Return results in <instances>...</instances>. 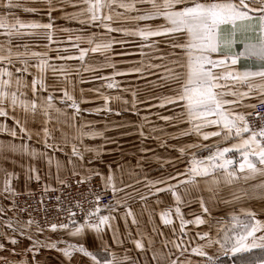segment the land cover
<instances>
[{"label":"snow or ice","instance_id":"6c2138e0","mask_svg":"<svg viewBox=\"0 0 264 264\" xmlns=\"http://www.w3.org/2000/svg\"><path fill=\"white\" fill-rule=\"evenodd\" d=\"M48 2L49 20H52V12L57 11V7ZM63 2V0H61ZM117 0H83L85 8L75 13H65V18L77 20L81 25L99 26L111 31H123L126 35H139L142 40H148L150 37H167L169 47L173 50L160 59H167L164 64H150L148 67L163 68L166 75L162 77L165 84H175L170 95L162 97L160 107L166 104L174 105L180 109L176 116H162L161 119L178 124H187L188 127L181 129L177 135L170 136L171 139H178L183 136L195 134L201 139V142L186 143L177 147L180 157L176 162L186 163L183 172L177 171L175 175H162L157 179H149L147 175L142 178H136L137 174L130 172L129 176L134 178V183L125 184L121 178L119 183L123 187H117L116 175L112 164H107L108 174L105 175L93 165L97 162L104 163L101 159L100 148H94L84 143L86 139H95L101 134L95 131L87 130V123L77 125L76 119L81 109L72 95L66 90L63 93L68 105L73 109L69 115L66 110L57 108L54 103L52 93L47 97H38L37 99H23L25 87L24 78L15 79L16 90L9 91L12 86L13 73L7 67H0V117L5 120L11 119L15 127H9L7 123H0V133H5L13 140L26 136L27 140L33 139V136L41 137L45 149H51L53 153L63 152L67 156V164L71 165L70 177L75 178L77 185L87 183L94 176H99L103 185L104 192L111 190L112 201L108 204H101L102 196L99 193H93L89 189V195L94 196V200L89 199L87 203L91 206L85 209L81 201L75 202V208L79 209L82 216V222L77 220V212L72 206L67 208H58V211L67 212V222L51 223L48 229L51 232L58 230L65 231L69 237L74 238L75 242H69L64 239L42 241L35 239L31 229L35 224L37 233H42V228L37 222L28 219L26 222L16 219L14 216H7L8 208L0 207V264H40L36 258L41 248L55 249L60 252L68 264H74L75 254L86 257L89 264H128L131 258L125 254L118 258L112 250L109 243L103 238L106 229L113 231V241L119 242L118 233L112 229L111 222L115 219L112 212L116 211V206L125 205L124 219L127 222L128 217H132V223L137 220L130 208H127V201L123 198H117V193L124 192L125 196L131 198L139 195L141 201H147L148 196H155L159 193H170L175 207L161 211L159 214L160 222L169 226L173 224V212L180 221L179 238L176 240H165L161 248H153V241L148 239V247L141 240H134L135 248L140 250L145 256V264H150L147 259V253H151V264H264V220L257 218V214L250 208L241 206L239 212H233L230 216V223L220 221L215 226V234H212L213 226L210 219H204L197 215L194 220H186L181 211V206L186 205L193 190L202 193H210L208 201L201 194L199 199L200 208L209 218L211 210L207 206L208 202L216 199L221 190V184L233 186L238 181L247 184L249 181L261 178L258 183H254L248 189H236L232 192V199L225 200L224 203H239L247 199L264 200V0H132L130 3L120 0L118 6L127 11H136L138 14L133 17H123L117 13V17L124 20L135 21H155L163 20L161 24L152 26L145 25L135 32H129L127 29L112 28L110 24L104 21L113 20V16L98 14L104 7L111 8ZM138 4H148L150 7L141 10L136 7ZM76 5H73L75 7ZM0 8L7 10L0 13V35L7 39L0 42V62L12 63L13 56L20 57L25 53L13 52V37L22 36L20 30L30 29H51L52 23H40L38 21H22L15 17L14 9H21L24 12L35 13L38 11L35 7H24L20 0H0ZM63 10V9H59ZM85 13L88 19H80ZM14 18V22L10 21ZM99 24L97 25V22ZM69 31V29H62ZM33 34V33H29ZM96 33L91 35L76 36L78 42H86L91 47L79 48L78 59L83 61L87 53H107L112 47V41L97 42ZM51 39V34H48ZM143 46V45H142ZM153 47V45H148ZM19 47V45H17ZM28 48V45H24ZM78 47V45H77ZM179 50V51H176ZM32 57H44L47 53H31ZM58 59H73L74 57H57ZM108 57H105L106 63L98 68H115L114 64L107 63ZM23 68H17L18 73H28L29 64L27 60H22ZM242 65V67H240ZM39 71V76H34L31 80V92L33 97L38 96V92L46 90L44 84V72L52 67L46 59L41 58L35 65ZM98 68H89L86 70L97 71ZM55 70V69H53ZM64 70V69H62ZM134 71H140L135 69ZM31 74V73H29ZM121 72H114L113 75H123ZM3 77H8L4 79ZM99 79H110V77H99ZM109 89L118 87L117 84L108 83ZM109 98L105 97L107 101ZM115 99L119 100L120 97ZM255 100V103L250 101ZM124 104L131 103L133 111L136 110L137 98L133 92L132 100L123 101ZM65 103V99L61 100ZM11 109V112L9 111ZM24 113L23 119L17 114V110ZM57 113L54 118L50 110ZM128 111L129 109H125ZM99 111V110H97ZM42 114L44 119L40 122L42 132H33L27 127L29 117L32 120L37 119V115ZM61 117L64 119L61 120ZM55 119L52 127L49 125ZM143 125L140 126V135L145 137ZM19 129L17 132L16 129ZM65 128L73 129L72 135ZM205 129H215L205 131ZM60 131L62 142L67 145L71 143V153L65 152L57 141L54 132ZM151 132L157 129H150ZM149 138V137H145ZM211 138H218L214 143L206 144L203 141H209ZM52 143H49V140ZM110 142V141H109ZM77 143L82 145L77 146ZM227 145V146H221ZM164 146V145H162ZM176 147V146H173ZM17 153L23 152L33 157L43 156L46 158L49 166L55 163L56 182L64 187L69 186L68 178H62L61 169L64 167L55 156H49L48 153H37L35 149H30L27 141L22 144H16L12 141L5 143L0 141V156L4 160H10L11 157L4 155L5 152ZM201 151H207L209 154L204 157L198 155ZM93 154L92 159H87L86 154ZM164 164L172 163L171 160H165ZM139 164V162H138ZM117 171H123L118 168ZM14 172H8L4 181V191L12 192L10 178ZM29 180H42L39 170L35 166H29L26 171ZM172 181H175L173 183ZM203 184V189L201 188ZM138 185H143L147 192L141 190ZM132 189V191H128ZM49 185L45 184L44 191H54ZM13 195L15 193L13 192ZM59 203L60 197H56ZM161 203L160 200L156 201ZM15 202H13V207ZM23 211V209H21ZM108 211L109 214H101ZM4 217H7L6 219ZM188 224L204 225L209 224V230L198 232L199 241L194 247L183 239L187 235L185 226ZM156 231V229H153ZM89 232L95 234L99 239V248L90 250L85 246L83 237ZM175 234V229H173ZM11 233V234H10ZM163 235V233H158ZM19 237H25L32 241L31 246L24 249V257L17 260L15 247L19 242ZM60 245H64L60 247ZM171 245V247H169ZM92 247H95L93 242ZM167 249V251H164ZM175 249V251H173ZM190 249V256H185ZM254 250H260V255H252ZM31 254V258L27 254ZM245 254H249L245 258ZM199 257V260H193L191 257ZM181 257H184L181 259Z\"/></svg>","mask_w":264,"mask_h":264},{"label":"crops","instance_id":"0c3cea01","mask_svg":"<svg viewBox=\"0 0 264 264\" xmlns=\"http://www.w3.org/2000/svg\"><path fill=\"white\" fill-rule=\"evenodd\" d=\"M23 0L20 3L24 7H35L38 11H47L48 2L47 0H24L29 1L30 5H24ZM78 2V1H76ZM120 0L112 5L111 8L107 6L101 10L109 11L113 16V20L104 21V23L110 24L112 28L127 29L129 32H135L139 28L145 27V25L151 24L155 26L161 24L164 21H135V20H124L117 17V13H121L123 17H133L138 13L136 11H127L124 8L118 6ZM126 3L132 2V0H124ZM52 3L57 7V11L62 12L60 19L63 20L62 27L64 29L72 30V26L79 28H86L92 33H96L97 42L112 41L111 49L104 54L97 53L96 59H88L86 54L83 61L79 60V54H71L69 50H57L56 46L48 45L53 44L55 41L54 35H51V39H48L49 33H44L41 36L39 34L31 35V37L24 41L23 36L13 37V52L25 53V55L16 57L13 56L12 63L0 62V67H7L9 71L13 73L12 86L9 91L16 90L15 79L17 77H23L25 80V87L22 88L24 92L23 99H37V102H41L38 97L46 98L48 93H52L54 100L53 103L57 108L66 110L69 115L73 113V109L68 107L71 101H67L64 98L63 93L66 90L70 95L73 96L76 103L78 104L81 112L76 119L77 125L87 123L90 127L87 130L95 131L100 133L95 139H86L85 144L100 148L101 159L104 163L97 162L94 167H97L105 175L108 174L107 164H112L113 170L116 175L117 187H123L119 183L122 178L125 184L134 183V178L129 176L130 172L137 174L136 178H142L147 175L149 179H157L162 175H175L177 171L183 172L186 167V163H177L176 158L180 157L177 147L182 146L186 143H198L201 139L195 134L191 136H183L178 139H171L170 136L177 135L181 129L187 128V124H176L174 121L169 122L161 119L162 116H176L179 114L180 109L174 105L166 104L164 107H160L161 98L171 94L175 84H165L162 82V77L166 75L163 68H152L148 66L150 64H164L167 63V59H160L159 57L165 56L166 54L173 51L167 42L168 38L164 36L150 37L148 40H142L139 35H126L123 31H111L103 30L99 26L89 27L88 25H81L77 20L67 19L65 20V13H75L76 9H83L86 5L83 2L71 3L70 0H52ZM74 4L78 6L73 7ZM137 8L141 10L148 9V4H138ZM59 9H63L62 11ZM7 10L0 8V13L6 12ZM15 15L20 14L22 16L24 12L21 9L12 10ZM73 11V12H72ZM82 19H88V14L85 13ZM65 20V21H64ZM14 22V19H10ZM99 21L97 22V25ZM96 28V29H94ZM98 28V29H97ZM86 30H83L85 32ZM0 32H3L0 29ZM56 31H53L55 33ZM64 33L57 31V36H61ZM80 34H73L76 38ZM89 35H80L87 37ZM44 36V37H42ZM72 34L68 33L64 36V40L69 42ZM6 37L0 35V42L6 41ZM19 45V47H17ZM24 45H28L25 48ZM143 45V46H142ZM148 45H153L149 47ZM179 51V50H176ZM47 53L44 57H32L31 53ZM108 57L107 63L115 65V68L103 67L98 68L99 65L106 63L105 57ZM57 57H74L73 59H58ZM46 59L52 67H49L44 72V84L46 90L38 92L37 97H33L31 92V80L34 76H39V71L35 67L39 63V60ZM22 60H27L29 64L28 73H18L17 68H23L24 65L21 63ZM98 68L97 71L86 70L89 68ZM242 67V65L240 66ZM55 69V70H53ZM64 69V70H62ZM140 69V71H134ZM114 72L124 73L123 75H113ZM31 73V74H29ZM99 77H110V79H99ZM8 79V77H3ZM108 83L117 84L118 87L109 89ZM133 92L136 93L137 104L136 110L133 111L131 103L124 104V100L129 102L132 100ZM105 97L109 99L106 101ZM120 97L119 100L115 99ZM65 99V103H61V100ZM255 103V100L250 101ZM129 109L126 111L125 109ZM99 110V111H97ZM11 112V109H9ZM52 116L55 118L57 113L55 110H50ZM17 114L23 119L24 113L21 110H17ZM44 119L42 114L37 115V119L34 121L31 117L28 119L27 127L33 132L41 131L42 126L39 121ZM64 118L61 117V120ZM0 123H7L9 127H15L14 122L11 119L5 120L0 117ZM55 124V119L49 127ZM143 125V132L145 138L140 135L141 128ZM157 129V131L151 132L150 129ZM19 132V129H16ZM66 132L69 133V137L73 133V129L65 128ZM215 129H205V131H211ZM54 136L57 141H60V146L65 149L68 154L71 153V143L65 145L61 140L60 131H55ZM218 138H211L209 141H203V143L211 144L214 143ZM0 141L7 143L12 141L16 144H22L27 141L30 149H35L37 153L47 152L49 156H55L59 159L64 166L61 169L60 175L62 178L70 176L71 165L67 164V156L63 152L53 153L51 149H45L41 137L33 136V139L28 141L26 136H22L20 139L13 140L12 137L5 133H0ZM110 141V142H109ZM52 143L50 139L48 141ZM164 145V146H162ZM78 147L82 148V145L77 143ZM176 146V147H173ZM227 146V145H221ZM207 151H201L198 153L200 157L207 156ZM4 155L11 157L10 160H4L3 156H0V207H4L7 211L8 208H12V211H7V216H15L14 208L10 198L18 193H28L33 191L36 187H45V184L54 188L58 183L56 182V167L55 163L49 166L47 160L43 156L33 157L23 152H17L15 154L8 153ZM87 159H92L93 154H86ZM165 160H171L172 163L164 164ZM139 162V164H138ZM29 166H35L39 170V175L42 180L36 181L34 179L29 180L26 176V171ZM121 168L123 171H117ZM8 172H14L15 175L10 178V186L12 192L4 191V181L7 178ZM103 188L101 179L96 176ZM261 178L257 180L249 181L245 184L242 180L236 182L233 186H226L221 184V190L218 193L215 200L208 202V207L211 210V217L209 218L203 213L200 208L198 197L202 194L206 201L210 196V193L203 191L202 193L192 191L191 195L187 197L189 201L186 205L181 206L182 214L186 220H194L197 215L202 216L204 219H210V224L213 226L212 234H215V226L217 222L221 223L229 222L230 216L233 212H239L241 206L250 208L257 214V218L264 220V200L261 199H247L242 200L239 203H224L225 200L232 199V192L236 189H248L252 184L258 183ZM175 183V181H172ZM142 191L147 192V189L143 185H138ZM203 189V184H201ZM132 191V189H128ZM117 198H123L127 201V208H130L133 212L136 224L132 223V217H128L127 222L124 219V212L126 210L125 205L121 204L116 206V211L112 212L115 219L111 222L112 229H115L118 233L119 242H114L113 231L106 229L103 238L109 243L112 250L117 254L118 258H122L127 254L131 260L128 264H145V256L142 252L135 248L134 240H141L148 247V239L151 238L153 241V248H161L162 242L167 238L168 240H176L179 238L180 233V221L175 217L173 212V224L165 226L160 222L159 214L161 211H165L168 208L175 207V202L170 193H159L155 196L149 195L147 201H141L139 195H135L131 198L125 196L124 192L117 193ZM160 200L161 203L157 204L156 201ZM101 214L107 215L108 211H103ZM5 219L7 217H4ZM17 219V218H16ZM156 229V231H153ZM175 229V234L173 232ZM209 224L194 225L188 224L185 226L186 236L183 237L185 242H189L191 238V246L194 247L199 238L197 237L198 232L208 231ZM35 239L42 241L47 240H58L64 239L69 242H75L74 238L69 237L65 231L59 234L50 233H37L31 229ZM158 233H163L159 235ZM11 234V233H10ZM19 242L16 246L9 245V247H15L17 256L15 259L19 260L24 257V249L31 246L32 241L25 237H19ZM85 246L89 247L90 250H96L99 248L100 241L94 233L89 232L83 237ZM93 242L95 247L93 248ZM64 245H60L63 247ZM171 247V245H169ZM167 251V249H164ZM175 251V249H173ZM8 255V253H0ZM249 254H245L247 258ZM252 255H260V250H254ZM29 259L31 254H27ZM185 256H190V249ZM40 264H68L63 255L55 249L41 248L38 256L36 257ZM184 257H181L183 259ZM193 260H199V257H191ZM147 259L151 264V253H147ZM74 264H89L86 257H82L80 254H75ZM231 264V261H228ZM237 264H240L239 259Z\"/></svg>","mask_w":264,"mask_h":264},{"label":"built area","instance_id":"2783aa9c","mask_svg":"<svg viewBox=\"0 0 264 264\" xmlns=\"http://www.w3.org/2000/svg\"><path fill=\"white\" fill-rule=\"evenodd\" d=\"M260 110L264 111V108ZM66 178L69 180L68 187L57 184L53 188L55 189L54 191L45 192L44 187L38 186L31 192L13 195L10 200L12 205L13 202H15L13 208L16 218L25 222L28 219H32L44 228L43 232L59 234L62 232L61 230L51 232L48 229V225L51 223L59 224L61 222H67V212L58 211V208L72 206L73 210L77 212V220L82 222V216L79 213V209L75 208V202L77 200L81 201L82 206L85 209L94 206L87 203L89 199L94 200V196L89 195V189H91L93 193L101 194L102 205L108 204L112 201L111 190L105 193L96 176L87 183L80 185L75 183V178H71L70 176ZM58 196L60 197L59 203L56 200V197ZM21 209H23V211H21ZM32 230H35V224L33 225Z\"/></svg>","mask_w":264,"mask_h":264},{"label":"rangeland","instance_id":"374dc122","mask_svg":"<svg viewBox=\"0 0 264 264\" xmlns=\"http://www.w3.org/2000/svg\"><path fill=\"white\" fill-rule=\"evenodd\" d=\"M71 3H78V2H83V0H70ZM78 1V2H76ZM24 5H30V2L29 1H22ZM76 6H78V4H74ZM48 8V6H47ZM80 9H76V12H79ZM73 12V11H72ZM15 13V12H14ZM62 12L60 11H54L52 12V20L50 21L49 20V15H48V11H37L35 13H23L22 16H20V14H17L15 15V17H18L19 19H21L22 21H38L40 23H52L53 24V27L51 29H30V28H24V29H21L20 31L22 33H24L23 36V40L26 41L28 40L31 35H34L35 33L36 34H39V36H41L42 34L44 33H50L51 35H54V38H55V41L53 44L49 43L48 45H54L56 46L57 50H64V51H67L69 50L71 52V54H79V48H89L91 47L90 45H88L86 42H78L76 40V38L73 36V34H80V35H89L90 32L88 30H86V28H79V27H75V26H72V30H69V31H62V29H64L62 27V22L63 20L60 19V15H61ZM103 15H109L111 14L109 11H103L102 12ZM100 14V13H98ZM83 16L80 17V19H82ZM9 19H14L13 17H10ZM66 20V18H65ZM64 20V21H65ZM96 29V28H94ZM98 29V28H97ZM83 30H86L85 32H83ZM103 30H107V29H104ZM53 31H56L55 33H53ZM57 31L60 32V33H64L63 35L61 36H57ZM29 33H33V34H29ZM72 34L71 36V39L69 42H66V40H64V36L66 34ZM48 34L44 35V36H47ZM42 36V37H44ZM78 45V47H77ZM95 54L97 53H87L88 55V59H96L98 58V56H96Z\"/></svg>","mask_w":264,"mask_h":264}]
</instances>
